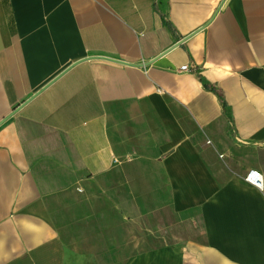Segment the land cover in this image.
Masks as SVG:
<instances>
[{
    "label": "crops",
    "instance_id": "1",
    "mask_svg": "<svg viewBox=\"0 0 264 264\" xmlns=\"http://www.w3.org/2000/svg\"><path fill=\"white\" fill-rule=\"evenodd\" d=\"M249 170L264 0H0V264H264Z\"/></svg>",
    "mask_w": 264,
    "mask_h": 264
},
{
    "label": "rangeland",
    "instance_id": "2",
    "mask_svg": "<svg viewBox=\"0 0 264 264\" xmlns=\"http://www.w3.org/2000/svg\"><path fill=\"white\" fill-rule=\"evenodd\" d=\"M139 235L138 244H131L129 238L122 237L120 239L107 238L105 243L97 245L95 247L86 248L87 253H93L95 257L83 259L80 252L73 257L69 255L66 260V264H128V257L136 253V251L144 250L149 247H157L154 243L146 244V241L150 238L146 237V233L141 230ZM125 235V234H124ZM121 241L120 243H118ZM157 238L154 239V242ZM129 242V243H127ZM85 247V246H84ZM83 247V248H84ZM82 246H77L75 249L83 250ZM80 251V250H79Z\"/></svg>",
    "mask_w": 264,
    "mask_h": 264
},
{
    "label": "built area",
    "instance_id": "3",
    "mask_svg": "<svg viewBox=\"0 0 264 264\" xmlns=\"http://www.w3.org/2000/svg\"><path fill=\"white\" fill-rule=\"evenodd\" d=\"M181 70H189L186 66L181 67ZM209 143V142H208ZM244 181L254 187L255 189L262 191L263 190V176L257 170H249L244 176Z\"/></svg>",
    "mask_w": 264,
    "mask_h": 264
}]
</instances>
